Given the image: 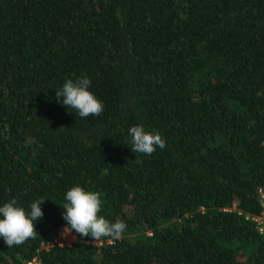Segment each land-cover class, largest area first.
<instances>
[{"label": "trees", "instance_id": "obj_1", "mask_svg": "<svg viewBox=\"0 0 264 264\" xmlns=\"http://www.w3.org/2000/svg\"><path fill=\"white\" fill-rule=\"evenodd\" d=\"M83 76L99 116L58 102ZM136 125L166 147L132 152ZM73 186L101 194L120 239L41 245ZM260 191L264 0H0V206L45 199L34 239L0 237V264H264L244 217Z\"/></svg>", "mask_w": 264, "mask_h": 264}, {"label": "clouds", "instance_id": "obj_2", "mask_svg": "<svg viewBox=\"0 0 264 264\" xmlns=\"http://www.w3.org/2000/svg\"><path fill=\"white\" fill-rule=\"evenodd\" d=\"M91 81L87 76L66 80L56 97L66 108H72L81 118L99 116L103 110V103L89 91ZM131 137V150L134 153L151 155L159 147L164 149L166 141L159 132H147L142 125L132 126L128 129ZM45 199H38L30 205V212L17 206L13 198L10 202L0 206V237L8 247L19 246L37 235L35 221L42 218L41 203ZM101 194L87 191L81 186H73L65 194V202L61 205L65 211L62 218L66 221V227L62 235L70 232L79 234L80 237H91L93 241H99L103 237L118 240L122 237L126 224L117 220L112 223L99 215L101 211Z\"/></svg>", "mask_w": 264, "mask_h": 264}, {"label": "built area", "instance_id": "obj_3", "mask_svg": "<svg viewBox=\"0 0 264 264\" xmlns=\"http://www.w3.org/2000/svg\"><path fill=\"white\" fill-rule=\"evenodd\" d=\"M260 194L264 197V192L260 191ZM230 208H234V205L232 204ZM229 209V207L227 208ZM245 218H251L255 224L256 227L258 229L259 232L264 233V209H262L260 211L259 214L256 215H250L248 213L244 214ZM41 245L43 246H49V245H53V244H63L61 238H59L58 234L56 236L53 237H47L43 242H40ZM25 264H40L38 259L36 258L35 255H33L31 258L27 259L25 261Z\"/></svg>", "mask_w": 264, "mask_h": 264}, {"label": "rangeland", "instance_id": "obj_4", "mask_svg": "<svg viewBox=\"0 0 264 264\" xmlns=\"http://www.w3.org/2000/svg\"><path fill=\"white\" fill-rule=\"evenodd\" d=\"M64 229V228H63ZM63 229L62 228H57L55 230V232L50 236V237H53V236H56L58 234L59 238H61L62 242L64 244H69L71 241H72V235L69 233L67 235H62V232H63Z\"/></svg>", "mask_w": 264, "mask_h": 264}]
</instances>
